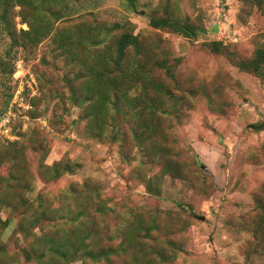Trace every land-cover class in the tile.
<instances>
[{"label":"rangeland","instance_id":"obj_1","mask_svg":"<svg viewBox=\"0 0 264 264\" xmlns=\"http://www.w3.org/2000/svg\"><path fill=\"white\" fill-rule=\"evenodd\" d=\"M133 1L54 2L60 18L35 47L22 6L9 8L6 23L0 17V113L17 91L28 105L10 131L0 125V219L7 221L0 224V264H49L33 258L42 235L64 240L87 229L95 244L116 249L110 264H264V253L252 250L259 217L264 235V80L207 47L220 41L250 56L264 43V13L252 0ZM164 9L202 30L184 37L149 26L148 15ZM127 30L141 41L138 60L147 58L150 70L161 57L171 66L172 77L163 69L153 77L165 90L155 111L139 100L154 88L132 86L129 100L114 103L116 71L95 80L94 64L112 55L111 39ZM85 35L106 38L85 48ZM126 56L128 72L132 54ZM89 107L104 136L87 130ZM147 128L154 129L150 137ZM54 162L71 169L48 180L44 166ZM11 175L27 180L28 192ZM18 193L27 199L18 203ZM82 207L86 217L73 225Z\"/></svg>","mask_w":264,"mask_h":264},{"label":"trees","instance_id":"obj_2","mask_svg":"<svg viewBox=\"0 0 264 264\" xmlns=\"http://www.w3.org/2000/svg\"><path fill=\"white\" fill-rule=\"evenodd\" d=\"M128 1L131 4L134 2L133 0ZM54 2H59V0H0V17L6 23L8 20L7 16L9 13V8L14 5L22 6L21 9H24L25 15H21L23 16V19L27 21L29 26V30L24 31L25 36H28L29 33H32L33 47H35L37 43H39L51 32L53 22L60 18L59 14L57 15V13L53 12L52 6ZM252 2L257 4V8L262 13H264V7L262 6L260 0H252ZM165 5L169 6L168 0L165 2ZM23 6H26V8ZM132 6H134V3ZM28 7H31L33 10H30ZM148 24L153 28L167 29L184 37H192L202 30L198 26L191 23L188 16L178 17L170 14L166 9L163 10V15H156L155 13L149 14ZM111 27L115 29L118 28L119 25L112 24ZM102 38H106V36L85 35L86 43L84 47L88 48L90 45L98 44L101 42ZM77 42H79V39ZM77 42L76 44L80 45ZM142 47V43L136 34H133L128 30L120 32L110 41L109 48H112V55H109V53H103L101 57H99V62L101 63L98 65L94 64L93 68L95 69V80L98 82L99 78L103 76L107 69L113 68L116 71L114 75L116 78L114 89L118 90L119 93L113 97L112 101L114 103H118L121 100H129L126 96L125 89L132 86L140 85L142 89L146 87L154 88L155 90L153 95L145 94L144 97L139 98V100H143L151 111H155L157 107L163 103L161 96L165 90L163 89L162 83L160 82V84L159 81H156L153 79V77L156 75L155 73L158 71V69H163L166 77H172L173 74L171 71V66L166 63V59L164 57L154 60L151 64V70L147 67V58L146 60L144 58L138 60V57L142 56ZM207 47L210 52L226 56L229 62L239 70L264 80V43H258L253 48L250 56H241L236 51L229 50L220 41H210L207 43ZM127 51L132 54V65L130 66V70L128 72L122 68L123 62L127 59ZM110 62L112 63V66H110ZM90 82L91 81H88L87 84ZM97 93L100 95V98L97 101L100 105H103L106 100V95L101 93V91ZM87 98L88 97L85 99L88 100ZM8 103L0 115L5 111ZM93 109L96 111L94 107ZM93 109L89 107V110L85 115L88 119L87 130L93 136H104L106 130L99 121L98 117H96L95 111ZM135 115H138V113H135ZM13 120L9 122L10 127L13 123ZM146 130L147 132L145 136L147 137H150L151 133L154 132V129L152 128H147ZM111 137H115L113 132H111ZM3 158L4 155L0 154V162L3 160ZM70 169L71 164L68 162H65L64 164L54 162L51 165L44 166L45 177L48 180H56L65 171ZM10 179L16 182V185L23 191L28 192L29 185L27 180L18 178L15 175H11ZM83 184L84 185H82V188L88 189L89 182L84 181ZM91 189L96 190V187L92 186ZM36 197L39 201L38 205L41 206L42 197L39 194H37ZM25 199H27L25 196H23L21 193H18V196L16 197L18 203L23 202ZM94 203L95 202H93V204ZM259 207L260 206H258V208ZM84 208L85 207L79 208L75 215L70 218V222L73 225L78 222L80 218L86 217ZM101 209V206L97 208V210ZM47 210L48 208L43 207L38 213L33 214V224H36ZM260 221V217L254 221V223L257 224L254 227L255 237L252 250L255 252L264 253V235L262 234ZM0 224L5 225L7 224V221H1L0 219ZM75 233L77 232L71 231L69 233L70 236L66 237L64 240H60L58 238L53 239L48 235H42L43 237L40 238V242H37L39 250L37 252H33V258L39 261V259L46 257L49 264H55L57 261H74L78 259L84 261L87 260L90 262L103 260L107 264L111 263L110 255L114 254L116 249L112 248L111 246L95 244L94 241L97 240V237L94 235L91 229H87L79 235H76ZM1 249L2 245L0 243V251ZM119 250L126 251L123 247H119ZM22 253L27 258H31V252L28 248H22ZM156 256L160 257V253L156 252ZM136 262L137 259L131 262H124L123 264H137Z\"/></svg>","mask_w":264,"mask_h":264},{"label":"built area","instance_id":"obj_3","mask_svg":"<svg viewBox=\"0 0 264 264\" xmlns=\"http://www.w3.org/2000/svg\"><path fill=\"white\" fill-rule=\"evenodd\" d=\"M29 77L32 78L31 75H29ZM31 80V82L33 83V79ZM27 108L28 105L25 102L22 93H20V91H17L16 94L10 99L5 111L0 115V125H2L3 127L7 125L10 131L9 122L13 120L16 116L22 114L21 111Z\"/></svg>","mask_w":264,"mask_h":264},{"label":"water","instance_id":"obj_4","mask_svg":"<svg viewBox=\"0 0 264 264\" xmlns=\"http://www.w3.org/2000/svg\"><path fill=\"white\" fill-rule=\"evenodd\" d=\"M200 219H203V217L201 216Z\"/></svg>","mask_w":264,"mask_h":264}]
</instances>
